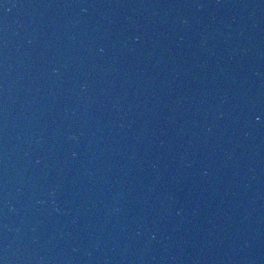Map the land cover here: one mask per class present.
I'll list each match as a JSON object with an SVG mask.
<instances>
[{
	"label": "water",
	"instance_id": "water-1",
	"mask_svg": "<svg viewBox=\"0 0 264 264\" xmlns=\"http://www.w3.org/2000/svg\"><path fill=\"white\" fill-rule=\"evenodd\" d=\"M0 264H227L140 0H0Z\"/></svg>",
	"mask_w": 264,
	"mask_h": 264
}]
</instances>
